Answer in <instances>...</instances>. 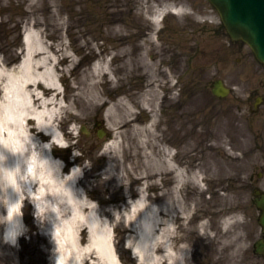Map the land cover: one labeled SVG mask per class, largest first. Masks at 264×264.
Masks as SVG:
<instances>
[{
    "label": "rangeland",
    "instance_id": "rangeland-1",
    "mask_svg": "<svg viewBox=\"0 0 264 264\" xmlns=\"http://www.w3.org/2000/svg\"><path fill=\"white\" fill-rule=\"evenodd\" d=\"M168 2L175 3L173 7L181 6L182 12H166L159 17L163 20L158 23V32L163 31L160 38L165 40L159 39L155 44L159 58H153L151 52H146L145 46L135 50L125 37L137 33L143 40L157 14L167 9ZM170 9L172 6L169 12ZM219 19L218 11L209 0H0V72L14 69L25 57L23 36L26 31L41 34L47 51L45 56L54 60L68 52L75 58L76 64L79 63L77 68L71 61L57 63L59 73L64 75L61 77L64 103H75L78 91L73 90V86L77 85L75 83L84 75L83 72L95 64H110L117 79L111 75V85H101L97 90L99 95L105 94L106 103L94 110L88 124L75 123L70 114H62L59 120L64 135L63 145L69 144L70 149L65 151L59 146L53 152L62 161L76 163L79 169H85L84 187L91 190L94 200L101 203L103 214L110 218V208L125 206L138 197L131 191L143 190L146 194L157 195L158 190L148 189L150 187L145 180L140 184H131L130 181L132 176L152 175L155 150H158V160L164 163L166 172L164 146L174 149L178 153L177 159L185 162L188 169L201 170L205 179L201 188H209L202 195L196 190L195 200L191 203V192L185 191L181 196V200L190 204L196 212L187 223L193 229L189 230L192 246L187 256L188 264H264V258L254 252V243L261 238L262 228L252 193L253 178L259 180L258 174L264 173L261 166L264 151L255 147L252 129L247 124L251 118L247 104L251 105L249 99L254 96L264 94V74L247 73V62L252 59L249 47L239 44L231 52L227 48L229 38L218 24ZM205 20L218 25H208L211 22L203 24ZM215 33L225 36L222 47L210 43ZM173 39L174 42L190 39L192 46V51L188 52L192 65L183 70L184 77L178 86L191 80L193 94L188 101L181 97V108L175 110L167 100L164 101L173 95L169 77L161 78L164 86L159 85L155 91L151 89L148 92L149 77L144 73L149 74L150 69L139 68L143 62H160L166 58L163 48ZM124 54L132 64L126 63V66L122 62ZM184 54L187 55V52ZM116 55L119 58H115ZM43 56L40 54L37 58ZM126 67L128 80L122 87L119 76ZM164 69L166 73L167 69L171 71L167 67ZM133 74H143L147 78L137 85L131 80ZM217 77L233 88L231 96L222 103L211 93V80ZM126 100L132 106L136 103L133 107L130 105L131 111L120 104ZM142 100L149 101V109L142 106ZM118 104L120 109H114ZM201 104L208 108L205 116L202 112L192 119L195 108ZM138 110L143 113L139 114ZM135 114L136 120L133 119ZM184 119L187 121L185 127L182 123ZM235 121L241 124L233 126ZM103 129L104 136L99 138L98 134ZM108 146L119 150L120 163L112 155L104 154ZM124 147L127 150L123 152ZM138 152H143L142 159H136ZM78 153L82 155L75 159L73 156ZM115 161L117 166L125 163L131 170L127 173L123 167L119 169V174L126 178L124 186L116 181L106 183L107 176L103 173L109 163L116 164ZM171 175L167 176L168 181H161L163 191L170 186ZM149 181L152 183V178ZM259 182L264 187V180ZM171 203L175 204L172 206L175 212L179 204L176 201ZM23 210L25 224L31 229V239L21 238L19 248L0 244V264H55L54 258L59 260V248L47 233L50 227L47 224L37 225L33 206L28 200ZM166 210L170 214L168 208ZM125 214L123 210L121 215L124 217ZM113 223L116 227V222ZM201 225L207 227V234L200 228ZM184 226L176 225L179 234H184ZM115 244L123 264H152L135 257L134 251L139 252L130 233L122 234L116 229Z\"/></svg>",
    "mask_w": 264,
    "mask_h": 264
},
{
    "label": "bare ground",
    "instance_id": "bare-ground-1",
    "mask_svg": "<svg viewBox=\"0 0 264 264\" xmlns=\"http://www.w3.org/2000/svg\"><path fill=\"white\" fill-rule=\"evenodd\" d=\"M174 4L168 2L167 9L162 11L167 12L172 6L173 12L181 13L182 7H173ZM160 16L159 12L154 20L158 22ZM211 25L214 26L213 23ZM146 36V40L152 44L150 48H147L148 53L151 52L153 58H159L160 55L153 40L154 31L147 33ZM125 38L131 43L141 41L137 33L128 34ZM215 39L223 45L222 39ZM146 40L139 46L146 43ZM24 45L26 54L22 61L14 69L0 72V153H5L7 156L9 168L19 167L22 163L28 165L25 169L26 187H22L18 179L19 173H8L5 176L4 183L15 191L9 190V198L16 204L11 208L8 219L12 220L20 213L26 198L32 199L37 209V217L41 221L47 220L46 224L50 227L47 233L59 248V262L54 261L55 264H123L115 244L116 229H119L122 234L130 233V236H133L142 262L188 264L187 256L192 246L189 241V230L193 231V229L189 228L187 223H190L196 212L190 204L187 205L181 200V196L185 191L191 192L189 200L191 203L195 200L196 190L201 192V195L209 191L208 187L201 188L205 180L201 170L188 169L185 162L177 159L178 153L165 145L167 171H164V163L158 160V150H155L156 161L152 175L132 176L130 181L131 184H140L145 180L147 187H150L148 189L158 190L157 195L146 194L143 190L131 191L134 195H138L135 200L125 206L110 208V218L103 214L101 203L95 201L91 190L84 187L83 178L76 182L81 171L84 174L83 177L86 176L85 169L81 168L78 171L72 168L69 172L63 166L64 163H61L62 159L53 150L64 142L59 120L62 114H70L75 123L88 124L94 110L106 103L105 94H98L99 86L111 85L113 82L111 75L116 80V74L112 72L111 65L106 62H104L105 65L99 63L90 67L75 83L78 86H73V90L78 91L75 103L67 104L61 97L63 85L61 77L64 75L59 73L57 63L71 61L75 68L79 66V63L76 64L75 58L68 52H65L62 58L54 60L51 56H45L47 51L44 42L41 40V34L36 31L24 33ZM167 53L176 61L183 57L182 53L173 47L167 49ZM40 54L44 56L37 58ZM115 58L119 56L116 55ZM122 62L125 65L132 64L125 54L122 55ZM142 67L150 69L149 81H147L148 92L151 89L155 91L162 84L161 78L167 77L166 70L161 61L143 62L139 68ZM126 72L127 67L119 76L122 87L128 80ZM144 75L133 74L131 80L140 85L145 79ZM110 90L108 92H111ZM126 95L129 96V94ZM171 100L170 98L169 102ZM141 102L143 107L150 108L149 101ZM120 104L131 111V107L136 103L133 106L130 104L131 107L128 100ZM138 104L141 105L140 102ZM116 106L114 109L119 110V104ZM133 119H137L136 114ZM195 121L198 120L195 119ZM157 123L160 124L159 120ZM126 150L127 148L124 147L123 152ZM104 154L112 155L113 159L120 163L119 150L108 146ZM135 157L142 159L143 152H138ZM130 158L133 156L131 155ZM127 159L129 160V156ZM117 165V162L116 164L110 162L103 174L107 176V184L110 181H116L124 186L126 183L123 181L126 178L119 174V169L123 167L127 173L131 170L125 163L121 166ZM131 169L134 170L133 167ZM3 175L4 173H0V176ZM168 175H171L170 186L165 187L163 191L161 181H168L166 180ZM151 178L152 183L149 181ZM3 191H7V188ZM173 201L179 204L178 208L175 207V212L172 210V206L175 205L171 203ZM167 208L171 215L167 213ZM123 210L126 211L124 217L121 215ZM178 224L185 225L184 234H179L176 227ZM200 228L207 234L206 226L201 225Z\"/></svg>",
    "mask_w": 264,
    "mask_h": 264
},
{
    "label": "flooded vegetation",
    "instance_id": "flooded-vegetation-1",
    "mask_svg": "<svg viewBox=\"0 0 264 264\" xmlns=\"http://www.w3.org/2000/svg\"><path fill=\"white\" fill-rule=\"evenodd\" d=\"M149 32L150 31L148 30L147 33H149ZM162 33H163V31H162ZM146 34L144 35L145 37H143V40H141V41L131 43L127 40V42H129L130 45L133 46V48L135 50H139L140 48H142L144 46L146 48H150L152 45H150V43L146 40L147 39ZM215 38L222 39V40L224 39V37L222 35L218 36V34L215 33V36L211 37L210 43H216L217 45H220L218 40ZM144 40H146V43L139 46L141 42H144ZM160 40L165 42L164 38H160ZM190 41H191L190 39H187V40L182 39L179 42L178 41L174 42V39H173L172 41L167 42V44H169V45H167L166 48L165 47L163 48L164 55H166V60L162 59L161 63L163 65V67L170 68V70L173 72V74H172V72L171 71L168 72V69H167L166 76L169 77L168 81L171 82L170 85H171L172 89H174L173 93H172L173 94L172 97L168 96V97H166V99H164V101L167 100L169 102V100L171 98L172 100L168 104L173 106V107H171V108H173V110H175L176 108H181V104H182L181 97L185 98V100L188 101L191 98V94H193L191 92V88H190V87H192V85L190 86L191 80L188 83H185L184 85H182L181 87L178 86L180 79L181 78L183 79V77H184L183 70L185 68H187V66L190 67L192 65V57H191V55L188 54L189 51H192V46H191ZM239 44H241L240 41L230 40L229 44H228L229 50L231 52L235 51ZM220 46L222 47V45H220ZM171 47L177 49L178 51H180L182 53L183 57L181 60L176 61V60H174V57H170V54L167 53V49H171ZM184 52H187V55L184 54ZM247 73H250V75L251 74L263 75L264 74V64H261V63L257 62L254 58H252L250 61L247 62ZM146 78H147V76H145V79ZM219 79H221V78L217 77V78L211 80L210 86H211V93H212L213 97H215V99H217L218 101H220L222 103L224 100L228 99L231 96V94H229L228 96H225V97L216 96L213 94V87ZM179 97H180V99H179ZM249 102L251 103V105L247 104V112L251 118L249 120V123H247V124H248L249 128L252 129V135H253L252 139L254 140L255 147H257V149L264 151V94L254 96L253 98L249 99ZM198 108H195L196 112L194 113V116L191 115L192 119H193V117H196V116H199L200 114H202V112L205 116V113L208 110V108L203 106V104H201V106ZM191 111H192V109H191ZM237 111H239L238 108H237ZM182 123H183V126L185 127L187 121L184 119ZM239 124H241L240 121H235L233 126H239ZM235 128L239 129V127H235ZM261 166L263 167V170H264V162L262 163ZM251 177H254V176L252 175ZM258 177H259V180H255L253 178V181H252V183H253L252 192L254 194H256L255 197H257V196L261 197V192L262 193L264 192V187H261L260 182H259V181L264 180V173L263 174L259 173Z\"/></svg>",
    "mask_w": 264,
    "mask_h": 264
},
{
    "label": "water",
    "instance_id": "water-1",
    "mask_svg": "<svg viewBox=\"0 0 264 264\" xmlns=\"http://www.w3.org/2000/svg\"><path fill=\"white\" fill-rule=\"evenodd\" d=\"M219 10L229 33L247 42L264 62V0H210ZM99 137L102 134L99 133ZM262 210L260 224L264 232V195L257 200ZM256 252L264 255V239L256 243Z\"/></svg>",
    "mask_w": 264,
    "mask_h": 264
},
{
    "label": "clouds",
    "instance_id": "clouds-1",
    "mask_svg": "<svg viewBox=\"0 0 264 264\" xmlns=\"http://www.w3.org/2000/svg\"><path fill=\"white\" fill-rule=\"evenodd\" d=\"M7 160L8 158L5 155V153H0V173H4L3 176H0V210H2L0 211V244L19 248V241L21 238L29 239V240L31 239V236L29 235L31 229L24 223L23 207H21L20 213L17 214L15 217H13L12 220L8 219V215L11 208L15 207L16 204L12 199L9 198V190L14 191V189L10 186H7L4 183V179L8 173H13V174L19 173L18 179L22 187H26L25 169L28 167V165L26 163H22L21 165H19V167L16 166L15 168H9L7 164ZM73 167L76 168L78 171H80L78 165H74ZM71 171L72 170L70 169L69 172ZM81 178H83L82 171L80 172V175L76 178V182ZM4 188H7V191H3ZM33 206H34L33 215L36 218L37 225L41 227V224L45 225L47 223V220L39 221L37 219L36 207L35 205Z\"/></svg>",
    "mask_w": 264,
    "mask_h": 264
}]
</instances>
